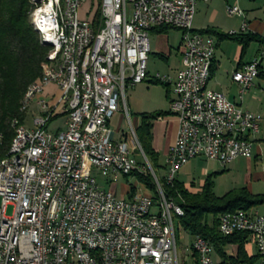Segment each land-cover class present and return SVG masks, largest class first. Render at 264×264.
I'll use <instances>...</instances> for the list:
<instances>
[{"label":"built area","instance_id":"obj_1","mask_svg":"<svg viewBox=\"0 0 264 264\" xmlns=\"http://www.w3.org/2000/svg\"><path fill=\"white\" fill-rule=\"evenodd\" d=\"M208 1L43 0L44 36L54 33L57 49L30 93V104L38 108L32 127L22 129L14 151L0 162V264H59L65 229H73L76 241L70 264H188L177 251L176 220L183 209L164 193L135 128L130 124L118 140L109 122L116 113L128 114L127 90L149 79L151 33L171 27L181 32V68L174 80L155 76L175 95L170 112L179 127L165 165L171 187L193 159L227 168L252 157L251 138L259 133L263 116L201 86L216 40L195 31L193 24L198 3ZM226 11L229 17H245L237 3ZM57 18H64L67 32L58 31ZM247 31L244 20L240 33ZM57 53H65V60H57ZM263 60L264 50L233 73L239 99L259 77ZM52 85L58 94L46 93ZM195 90H202V97H195ZM61 119L65 127L50 132ZM92 171L109 185L150 175L156 193L118 198L98 186ZM9 206L12 216L6 214ZM219 222L225 237L250 234L264 264V215L237 210ZM191 252L196 264H216L213 245L202 237L194 238Z\"/></svg>","mask_w":264,"mask_h":264},{"label":"trees","instance_id":"obj_2","mask_svg":"<svg viewBox=\"0 0 264 264\" xmlns=\"http://www.w3.org/2000/svg\"><path fill=\"white\" fill-rule=\"evenodd\" d=\"M31 9V0H0V133L5 135L4 145L0 147V160L5 158L14 138L11 121L18 118L24 124L26 114L20 111L23 98L28 88L41 79L43 65L50 61V48L41 44L39 35L30 24ZM95 19L100 20V13ZM170 30L176 29L161 27L155 31L167 33ZM202 33L216 36L220 41H237L243 49L253 40L249 36L222 34L214 30ZM170 116H173L171 112L143 114L141 124L135 130L142 149L154 168H160L159 154L153 148L154 123L158 118ZM136 177L156 193L150 175L136 174ZM214 177L215 175L207 177L199 192H191L178 180H175L174 186H168L163 178V191L183 209L184 215L179 218L180 226L194 238L202 237L209 241L215 254L221 259V264H257L259 255L250 256L246 249L251 241L250 234L242 232L225 237L220 232L219 220L225 213L252 211L264 206V195H254L244 187L217 197L214 192ZM230 246L237 247L235 256L227 254L226 249ZM194 258L197 260L196 255Z\"/></svg>","mask_w":264,"mask_h":264},{"label":"crops","instance_id":"obj_3","mask_svg":"<svg viewBox=\"0 0 264 264\" xmlns=\"http://www.w3.org/2000/svg\"><path fill=\"white\" fill-rule=\"evenodd\" d=\"M236 3L244 12L245 14L244 18L229 17L227 15V11H226L227 5H235ZM244 20L248 24V31L245 34H241L240 31ZM193 27L195 31L200 33L206 30H214L222 34H229L231 32H236L238 33L237 35L239 36L242 37L249 36L253 38V40L249 43L247 48L243 49V46L237 41H233V40L220 41L216 36H213L216 40V51L212 62L211 77L209 79L207 88L213 92L222 93L229 101L237 104L246 111L261 114L263 116V119L260 123V131L257 134L259 135L262 131L261 124H264V60L262 61L260 67L259 77L255 79L253 86L244 95L243 99H239V94H238L239 86L233 81V73L236 70L240 69L242 66L253 62L264 50V0H209L208 2H199L197 5V12L194 19ZM168 32L159 33L154 30L151 33V34L154 33L157 34V36L154 38V45L156 47V51L155 52L151 51L149 56V60H148L149 79L147 80V83L154 84L153 82H156L155 76L157 74L161 75L160 73H158L160 69L165 70V74H163L164 76L174 80L177 76L178 71L181 68V58H182L181 39L179 41V45L176 50L179 61H170L169 59L172 57V48L167 39L168 37H165V35H167ZM151 58H155L160 61H150ZM162 63H164L165 66H163ZM167 86L169 87L170 85ZM170 88L172 89V86H170ZM47 92H52L54 94L59 93L58 89L53 85L49 86L46 89V93ZM166 97L170 100V103L172 100L175 99V95L173 94V91H170L168 94L166 93ZM127 109H128V103H127ZM160 112L161 111L152 112V113L144 112L139 114L135 126L133 122L132 123L130 122L129 111L128 114L124 112H119V113L125 114L129 119L130 124L136 130L141 124V116L143 114H153ZM156 123H158V126H156ZM109 126L111 128V120L109 122ZM178 127L179 124L174 115L167 118L161 117L155 121L153 128V148L159 154V160L161 155L167 157L170 147L175 143V140L177 138ZM114 132L116 133V131ZM125 136L126 134L122 135L119 138L116 133V138L118 140L125 138ZM256 136L251 138V140L253 139L252 140L253 143L258 141V139H256ZM253 149H254V144H253ZM259 151L260 148H258L257 152ZM191 161L198 162V164L201 165L203 162L207 163L210 160L197 158ZM191 161H189V163ZM211 162H216V161H211ZM156 169L158 170L159 168ZM210 175H215L214 177V181H215V178L217 176L215 170H210L208 167H203V172H202L203 180L201 182L200 187L196 188V185L194 183L190 187L186 186L185 184L184 186L187 189H189L191 192H199L204 183V180ZM132 180L135 181V184L130 188L129 191L127 190V192H125V194L127 195V199L132 197V195L134 194H150V195L153 194L151 190L149 189L145 190V184L143 182L141 183V181L138 180L136 176L133 177L131 181ZM126 181L129 182L127 179ZM110 186L112 187L111 192L116 195L117 184L116 185L113 184ZM246 249L250 256L258 255L257 248L252 241H250ZM254 249H256L255 254H254ZM226 252L231 256H235L237 253V247L230 246L226 249ZM214 261L216 264H221V259L215 253H214ZM259 261L260 259L258 260L257 264H259Z\"/></svg>","mask_w":264,"mask_h":264},{"label":"rangeland","instance_id":"obj_4","mask_svg":"<svg viewBox=\"0 0 264 264\" xmlns=\"http://www.w3.org/2000/svg\"><path fill=\"white\" fill-rule=\"evenodd\" d=\"M31 13L33 10V1L31 0ZM31 13H30V24H31ZM32 26V25H31ZM160 35V34H158ZM157 36L156 33L150 35L151 51L155 52L156 47L154 45V38ZM165 37H168L169 44L172 48V57L170 61H179L177 57V47L181 39V33L176 30H170ZM40 39V38H39ZM41 42V41H40ZM42 44V43H41ZM152 57V56H151ZM150 61H160L155 58H151ZM163 66L164 63H162ZM43 72V70H42ZM161 76H164L165 70L160 69L158 72ZM165 85V86H164ZM172 91L170 86L166 84H152L143 83L133 88H129L126 92V99L128 103V111L130 116V122L136 125L138 115L144 112H167L170 111V100L166 97L167 92ZM26 117L24 125L28 128L32 127L33 119L38 115V108L34 103L28 106L25 112ZM66 119L56 121L50 125L49 130L52 133H56L58 129H63ZM129 119L125 114L116 113L111 119V128L116 131L117 136L120 138L122 135L127 134L130 129ZM160 123V122H158ZM156 123V126H158ZM262 131L256 136L257 142H254V149L252 158H241L235 161L227 168H222L216 162H203L201 165L198 162L191 161L189 164L184 166L176 176V179L186 186L190 187L193 183L196 188H199L203 180L202 172L203 167H208L210 170H215L217 176L215 178V194L217 197H223L226 193L234 190L247 187L254 195H264V124H261ZM136 133V131H135ZM137 136V135H136ZM253 140V139H252ZM258 148L260 151L257 152ZM141 157V158H140ZM138 157L139 161H143V157ZM149 160V159H148ZM167 157L161 155L159 160L160 168L157 170L152 168L158 174L160 180L166 176L167 171L164 169L166 165ZM200 165V166H199ZM94 179L100 188L107 191H111L112 187L107 184L106 178L102 177L98 172L92 171ZM154 183V181H153ZM135 184V181L127 182L125 178H120L117 184L116 195L118 198L127 199L125 192L129 191L130 188ZM155 186V185H154ZM1 205V199H0ZM261 215H264V206H260L255 209ZM14 208L12 206L7 207V216H12ZM177 229V251L179 258L182 262L188 264H196L195 258L191 252V246L194 240L192 234L184 230L179 220H176ZM256 249H254V254Z\"/></svg>","mask_w":264,"mask_h":264},{"label":"bare ground","instance_id":"obj_5","mask_svg":"<svg viewBox=\"0 0 264 264\" xmlns=\"http://www.w3.org/2000/svg\"><path fill=\"white\" fill-rule=\"evenodd\" d=\"M33 1V10L31 13V25L33 29L39 35L41 43L43 45L48 46L50 48V52L48 54V59L51 60L54 53H56L57 49V40L56 35L54 33H46L44 36V26L43 20L41 19V10L44 9L43 0H32ZM49 3H56V0H49ZM57 28L59 32H67V25L64 23V18H57ZM216 47H210V59L209 62L203 66V75H201V86H207L209 79L211 77V67L213 58L215 55ZM57 60H65V53H57ZM38 84V81L33 83L27 90L21 105V112H26L28 106L30 105V93L35 89V85ZM195 97H202V90H195ZM11 130L14 132V138L11 144V147L6 154L5 158H7L8 154L14 151V147H16L17 142L19 140V135L22 134V129L27 128L24 124L20 122L18 118H15L10 123ZM3 142H1L0 147L4 145L5 135L2 133ZM5 158H2L0 162L5 161ZM164 183L168 186H171V178L164 177ZM163 186V184H162ZM222 216H229V213H225ZM73 237V229H65V237L63 238V244L59 249V257H61V261L59 264H70V253L76 251V241L72 239ZM49 264H57V263H49ZM79 264V263H72Z\"/></svg>","mask_w":264,"mask_h":264}]
</instances>
